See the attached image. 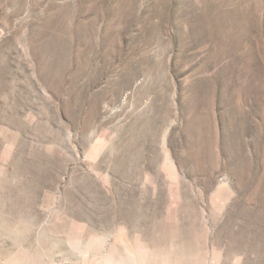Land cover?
Instances as JSON below:
<instances>
[{
  "label": "rangeland",
  "instance_id": "1",
  "mask_svg": "<svg viewBox=\"0 0 264 264\" xmlns=\"http://www.w3.org/2000/svg\"><path fill=\"white\" fill-rule=\"evenodd\" d=\"M20 256L264 264V0H0V264Z\"/></svg>",
  "mask_w": 264,
  "mask_h": 264
},
{
  "label": "bare ground",
  "instance_id": "2",
  "mask_svg": "<svg viewBox=\"0 0 264 264\" xmlns=\"http://www.w3.org/2000/svg\"><path fill=\"white\" fill-rule=\"evenodd\" d=\"M25 256V255H23ZM13 259H10L7 262V264H41L37 258H32V257H12ZM108 258V257H107ZM109 261V260H108ZM106 263V262H105ZM6 264V263H5Z\"/></svg>",
  "mask_w": 264,
  "mask_h": 264
}]
</instances>
